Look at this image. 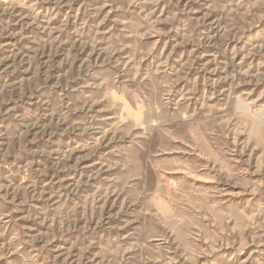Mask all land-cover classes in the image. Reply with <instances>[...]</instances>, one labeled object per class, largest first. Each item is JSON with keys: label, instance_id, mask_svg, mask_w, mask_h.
Wrapping results in <instances>:
<instances>
[{"label": "rangeland", "instance_id": "374dc122", "mask_svg": "<svg viewBox=\"0 0 264 264\" xmlns=\"http://www.w3.org/2000/svg\"><path fill=\"white\" fill-rule=\"evenodd\" d=\"M0 264H264V0H0Z\"/></svg>", "mask_w": 264, "mask_h": 264}]
</instances>
